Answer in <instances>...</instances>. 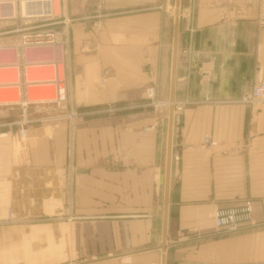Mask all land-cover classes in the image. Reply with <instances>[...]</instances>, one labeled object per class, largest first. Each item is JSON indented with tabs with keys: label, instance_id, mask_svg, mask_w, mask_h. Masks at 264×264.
<instances>
[{
	"label": "crops",
	"instance_id": "1",
	"mask_svg": "<svg viewBox=\"0 0 264 264\" xmlns=\"http://www.w3.org/2000/svg\"><path fill=\"white\" fill-rule=\"evenodd\" d=\"M59 7L67 102L0 111V264H264V103L240 102L264 80V0ZM148 86L160 106H137ZM245 201L254 224L217 232L214 208Z\"/></svg>",
	"mask_w": 264,
	"mask_h": 264
},
{
	"label": "built area",
	"instance_id": "2",
	"mask_svg": "<svg viewBox=\"0 0 264 264\" xmlns=\"http://www.w3.org/2000/svg\"><path fill=\"white\" fill-rule=\"evenodd\" d=\"M3 1L9 3L13 10L10 16L0 17V38L14 35L17 39L8 43L0 41V58L4 61L0 63V70L14 72V80H0V90L11 89L13 92L0 95L15 96L12 100H0V111L5 109L11 112L19 109L20 118L17 122L26 124L29 121L26 115L29 106L59 107L67 102L66 49L68 27L72 20L65 17L60 19L59 14H55L52 3L54 0ZM43 7L48 8V11H43ZM24 9L31 13L25 15ZM263 21L264 11L261 9L258 23L261 24ZM35 52L40 54L42 52V55L39 56ZM42 69L48 70L45 72ZM45 74L48 75L45 78L33 77ZM30 78L34 81L29 80ZM144 97L149 102L137 106L157 107L162 104L157 99V89L154 86L145 88ZM240 102L264 103V80L257 82L245 92ZM76 115L71 111L67 117L73 120ZM17 134L19 137L24 136V129H19ZM203 144L212 145L213 142L209 137H205ZM213 222L217 232L232 233L249 228L254 224L252 206L250 202L245 201L238 206L216 207L213 210Z\"/></svg>",
	"mask_w": 264,
	"mask_h": 264
},
{
	"label": "water",
	"instance_id": "3",
	"mask_svg": "<svg viewBox=\"0 0 264 264\" xmlns=\"http://www.w3.org/2000/svg\"><path fill=\"white\" fill-rule=\"evenodd\" d=\"M1 5H8V10L12 12L13 8L9 3L0 0ZM179 0H175V7L178 8ZM177 31H178V17L175 16L173 21V42H172V54H171V84L169 94V110H168V126H167V148H166V159H165V170H164V201L166 200L169 190V168H170V143H171V129L173 121V79L176 63V46H177ZM165 212V210H164Z\"/></svg>",
	"mask_w": 264,
	"mask_h": 264
},
{
	"label": "rangeland",
	"instance_id": "4",
	"mask_svg": "<svg viewBox=\"0 0 264 264\" xmlns=\"http://www.w3.org/2000/svg\"><path fill=\"white\" fill-rule=\"evenodd\" d=\"M55 2H56L55 14H60L59 0H55ZM16 39H17V36L6 35V36L1 37L0 41L8 43V42H15ZM68 46H69V27H68ZM68 46H67V49H66V57H67V54H68ZM42 70L46 72L48 69H42ZM66 73H67V71H66ZM46 76H48V75L47 74L41 75V76L34 75L33 77L45 78ZM31 79H33V78H31ZM0 80H7V81L14 80V72L12 70L1 71L0 72ZM40 90H43V89H40ZM11 92H13V90H11V89H9V90H0V94H9V93L11 94ZM14 98H15V96H12V95H5V96H1L0 95V100H12ZM148 102L149 101L146 100V103H148Z\"/></svg>",
	"mask_w": 264,
	"mask_h": 264
},
{
	"label": "bare ground",
	"instance_id": "5",
	"mask_svg": "<svg viewBox=\"0 0 264 264\" xmlns=\"http://www.w3.org/2000/svg\"><path fill=\"white\" fill-rule=\"evenodd\" d=\"M52 3H53L54 10H55V9H56V2H55V0L52 1ZM42 10H43V11H48V8L46 9V8L43 7ZM23 12H24L25 15H28V13H31V12L25 10V9L23 10ZM37 12H38V11H37ZM10 14H11V12L8 10V5H7V8H6L4 11H0V17H3V16H10ZM0 54H1V52H0ZM35 54H38L39 56H41V55H42V52H41V54L38 53V52H35ZM1 60H2V59L0 58V63H1V62H4V61H1ZM29 80L34 81V79H31V78H30Z\"/></svg>",
	"mask_w": 264,
	"mask_h": 264
}]
</instances>
